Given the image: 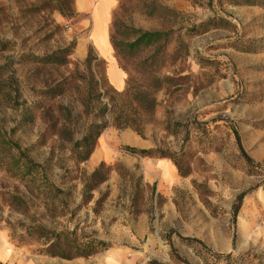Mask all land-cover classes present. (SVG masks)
<instances>
[{
  "label": "rangeland",
  "instance_id": "rangeland-1",
  "mask_svg": "<svg viewBox=\"0 0 264 264\" xmlns=\"http://www.w3.org/2000/svg\"><path fill=\"white\" fill-rule=\"evenodd\" d=\"M115 1L126 88L159 79L141 135L104 110L129 113L82 16H62L61 0H0V126L43 174L22 180L0 139V264H264V0ZM144 32L161 36L130 47ZM53 232L77 240L70 255L97 241L95 255H49Z\"/></svg>",
  "mask_w": 264,
  "mask_h": 264
},
{
  "label": "trees",
  "instance_id": "trees-1",
  "mask_svg": "<svg viewBox=\"0 0 264 264\" xmlns=\"http://www.w3.org/2000/svg\"><path fill=\"white\" fill-rule=\"evenodd\" d=\"M66 3L65 0H61V5H59L58 10L60 12V14L64 17L66 16H70L71 18L77 17V13L75 11V9L73 11H71L70 13H67L66 11H64V9H62V5H64ZM161 36V33L159 32H154V33H149V32H144L141 33L140 39H138L137 41H135L133 44L130 45V47H136L137 44L140 41L146 40L148 39V42H150L152 39H158ZM112 43V42H111ZM114 45V44H113ZM112 45V46H113ZM114 48V47H113ZM46 58H51V57H46ZM93 60V58L91 57L90 53L86 59V63H91ZM63 64V61H61L60 59H54L53 63H60ZM102 62V61H101ZM106 65L107 63L105 61H103ZM150 83H153L154 86H149L151 89H147L146 91H142L140 88L138 87H127L126 90L122 93L120 92H115L116 96L120 99V101H122L123 103H125L127 105V107H129V113L123 115L121 113H118L117 111V106L110 104V109H108L107 107H105V111H108L109 115L111 116V123L112 125L119 129V130H125V129H132L133 131H135L138 135H141V127L137 126L134 122L135 118H144V117H150L153 115L157 102L155 99V93L160 90L159 85H157V83H159V79L156 77H153L150 79ZM104 97H108L106 94L104 95ZM115 100H111V103H113ZM106 125V123H105ZM104 125V126H105ZM101 124H94L92 125L88 131L86 132V134L84 135V137L80 140V142H78V144H82L84 147H86L85 151L81 154V160L87 161L93 151L94 148L96 146L97 141L99 140V138L101 137L102 134V128L104 127ZM2 126H0V139L3 138L6 141H3L1 144L4 147H1L3 150H5L6 152H8V154L10 155V164L13 166V168L16 170V173L19 175V177L23 180H26V178H32L34 180V182H36V179H39V175L40 178H43V174L40 172V166L35 164L33 161L29 160L27 157H25L23 155V153L20 151V149L14 145L10 140L6 139L4 136V132L2 130ZM239 142V139H238ZM12 145L14 146V148L12 149ZM79 147H82L81 145H79ZM7 148V149H6ZM17 150V151H16ZM127 150H129L130 152L134 153V154H138L141 156H147L150 157L153 155L154 151L153 150H137V149H131L128 148ZM243 156L245 157V159L248 162H251L252 160L250 159V157H248L243 151ZM96 174V173H95ZM94 174V176H95ZM47 186H44L45 189L49 188L51 189V191L53 192H57V190L53 187V185H51L47 180H46ZM243 198V195L240 196V199ZM51 235L53 236L52 239V243L50 245V247L48 248V251L51 256H58V257H62V258H76V257H90L95 255L96 253V248L94 247L95 243L97 241H90L88 243V245H86V243L82 246V251L81 252H76L73 255H70L69 253L65 252V251H61V250H65L66 248H73V243L75 241H77L76 239H71L70 238V233L65 232V233H51ZM192 242H199L197 240H191ZM80 244V241H78ZM72 244V245H71ZM101 244V243H99ZM56 249L58 251H56ZM72 250V249H70ZM217 258L221 257V255H216ZM149 264H158L157 262H151Z\"/></svg>",
  "mask_w": 264,
  "mask_h": 264
},
{
  "label": "crops",
  "instance_id": "crops-1",
  "mask_svg": "<svg viewBox=\"0 0 264 264\" xmlns=\"http://www.w3.org/2000/svg\"><path fill=\"white\" fill-rule=\"evenodd\" d=\"M74 8L76 13L82 16L77 24L78 30L89 31L87 45L93 47L99 58L107 63V77L111 85L119 92L124 91L127 85V78L116 60L110 37L116 1L74 0ZM83 54L85 55V49L80 51V55L83 56ZM123 137L136 142L141 139L131 130L125 131ZM0 242V254H5L7 249L5 247V239L1 237Z\"/></svg>",
  "mask_w": 264,
  "mask_h": 264
}]
</instances>
